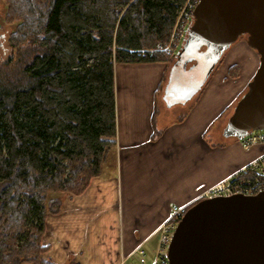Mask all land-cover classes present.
<instances>
[{
  "label": "trees",
  "instance_id": "1",
  "mask_svg": "<svg viewBox=\"0 0 264 264\" xmlns=\"http://www.w3.org/2000/svg\"><path fill=\"white\" fill-rule=\"evenodd\" d=\"M184 1H8L17 25L0 59V264H53L46 215L101 175L116 145L114 66L170 69L176 56L157 47Z\"/></svg>",
  "mask_w": 264,
  "mask_h": 264
},
{
  "label": "crops",
  "instance_id": "2",
  "mask_svg": "<svg viewBox=\"0 0 264 264\" xmlns=\"http://www.w3.org/2000/svg\"><path fill=\"white\" fill-rule=\"evenodd\" d=\"M257 55L237 39L195 97L171 106L163 98L169 65L115 64L116 145L101 175L82 193L63 197L52 232L47 228L42 238L62 251L53 264H140L138 247L150 263L152 239L172 206L188 207L264 152V143L244 148L231 138L214 145L208 135L214 123L224 127Z\"/></svg>",
  "mask_w": 264,
  "mask_h": 264
},
{
  "label": "water",
  "instance_id": "3",
  "mask_svg": "<svg viewBox=\"0 0 264 264\" xmlns=\"http://www.w3.org/2000/svg\"><path fill=\"white\" fill-rule=\"evenodd\" d=\"M243 35L259 64L222 128L226 138L241 139L249 130L264 129V0H200L163 96L170 106L195 96L223 53ZM174 72L182 80L196 74L176 97L169 93L180 83ZM178 221L167 251L170 264H264V192L201 198Z\"/></svg>",
  "mask_w": 264,
  "mask_h": 264
},
{
  "label": "built area",
  "instance_id": "4",
  "mask_svg": "<svg viewBox=\"0 0 264 264\" xmlns=\"http://www.w3.org/2000/svg\"><path fill=\"white\" fill-rule=\"evenodd\" d=\"M200 0H185L180 7L170 37L163 46H158L159 50L164 51L173 57L176 56L184 39L187 35L189 26L193 20V11ZM240 144L248 148L255 144L264 143V129L249 130V132L240 139ZM249 178H248V177ZM247 178V179H246ZM264 192V152L256 159L248 163L243 169L235 171L229 177L208 188L202 197L230 196L242 194L246 196L257 195ZM186 206H172L168 218L162 226L159 235L158 248L148 264H170L167 258V251L171 242L174 230L181 219ZM142 255L141 262H144V251L139 249ZM145 263V262H144Z\"/></svg>",
  "mask_w": 264,
  "mask_h": 264
},
{
  "label": "rangeland",
  "instance_id": "5",
  "mask_svg": "<svg viewBox=\"0 0 264 264\" xmlns=\"http://www.w3.org/2000/svg\"><path fill=\"white\" fill-rule=\"evenodd\" d=\"M8 1L9 0H0V59H4V58H6V57H8L9 56V54H11V52H12V48H11V46L9 45V42H8V39H9V36H10V34L15 30V28H16V22L15 21H11L10 19H9V17L7 16V11H8ZM239 38H241V39H246V35H243V36H240ZM238 38V39H239ZM162 51V50H161ZM163 53L165 54V55H167L164 51H163ZM169 55V54H168ZM167 55V56H168ZM223 55H224V53H223ZM223 55L221 56V59L219 60V62L216 64V66H215V68L214 69H217V68H219V66H220V64L224 61V59H225V57L224 58H222L223 57ZM171 56V55H170ZM223 59V60H222ZM168 65H170V64H168ZM236 67H231L230 69V74H233L234 73V69H235ZM214 71V70H213ZM212 71V72H213ZM202 89V88H201ZM200 89V90H201ZM199 90V91H200ZM246 90V89H245ZM244 90V91H245ZM198 91V92H199ZM243 91V92H244ZM197 92V93H198ZM196 95V94H195ZM195 97V96H194ZM194 97H193V99H194ZM238 99V98H237ZM158 105H159V103H158ZM160 108V107H159ZM231 109H229V111H230ZM228 111V112H229ZM226 115L228 114V113H225ZM160 118V117H159ZM222 122V121H221ZM218 122H216V123H214L211 127H210V130H209V133H208V135H209V139L211 140V142L214 144V145H217V144H221V142H222V140L223 139H231V138H226V137H224L223 135H222V133H221V128H222V125H223V122L222 123H219V124H217ZM236 141H237V139H236ZM239 141V140H238ZM256 159V158H255ZM84 191V190H83ZM82 191V192H83ZM81 192V193H82ZM70 194V193H69ZM80 194V193H79ZM65 195H67V194H65ZM65 195H63V197L65 196ZM71 195V194H70ZM72 195H74V194H72ZM76 195V194H75ZM63 197L61 196V205H62V200H63ZM59 212H60V210L57 212V213H48L47 215H46V220H45V231L47 230V228L49 229V232H52V231H50V226L51 225H53V221L57 218V214H59ZM168 218V217H167ZM166 218V219H167ZM166 219L159 225V227L157 228V230H156V235H157V237H156V242H155V239L153 240L152 239V241H153V245L152 246H154V250H153V256H154V253L156 252V250H157V246H158V240H159V235H160V232L162 231V226L164 225V222L166 221ZM45 231H44V233H45ZM44 233H43V235H42V238H43V236H44ZM51 234V233H50ZM46 236H47V234H46ZM57 237V236H56ZM42 238H40L41 239V242H42V244L43 245H45L46 246V251L44 252V257H45V259H48L49 261H51L52 263H53V261H52V259L55 257L56 259H57V256H60V254L61 253H59L58 251H61V250H58L57 251V248L56 247H54V244L52 243V245H51V247H53V249H51L50 247H48L46 244H45V240H43ZM45 238V237H44ZM51 240H49L50 242H53L54 241V238H53V236L51 235ZM155 244V245H154ZM151 245V244H150ZM151 246V247H152ZM49 249H51L50 251H49ZM139 249L140 250H143L144 251V262H141V260H139V262H140V264H147L146 263V252H145V250H144V248H142V247H138L137 248V250H136V252L139 254ZM48 251H49V253H48ZM62 252V251H61ZM147 256H150L149 255V253L147 254ZM53 257V258H52ZM139 257H140V259H141V257H142V255L141 254H139ZM148 260H150V258L148 257ZM123 261L124 260H122V261H120L118 264H122L123 263ZM150 262V261H149ZM32 264L30 261H24V262H22L21 264Z\"/></svg>",
  "mask_w": 264,
  "mask_h": 264
},
{
  "label": "flooded vegetation",
  "instance_id": "6",
  "mask_svg": "<svg viewBox=\"0 0 264 264\" xmlns=\"http://www.w3.org/2000/svg\"><path fill=\"white\" fill-rule=\"evenodd\" d=\"M193 62H194V59L191 62L184 64L183 68L185 70H187ZM176 66L181 67V65H179V64H177ZM170 69H171V67H170ZM191 76H192V79H190V77H187L186 79L182 80L181 79V73L180 72H174L173 77H175L176 79L177 78L180 79V83L177 82L175 85H172V87H170V89H171L169 92L170 95H172V97L178 96L181 93V88L186 87V86H184L185 85L184 83H186L188 85L192 80L196 79V74L191 75Z\"/></svg>",
  "mask_w": 264,
  "mask_h": 264
},
{
  "label": "bare ground",
  "instance_id": "7",
  "mask_svg": "<svg viewBox=\"0 0 264 264\" xmlns=\"http://www.w3.org/2000/svg\"><path fill=\"white\" fill-rule=\"evenodd\" d=\"M207 82V81H206ZM202 88V87H201Z\"/></svg>",
  "mask_w": 264,
  "mask_h": 264
}]
</instances>
